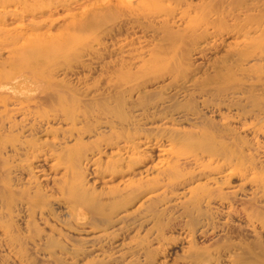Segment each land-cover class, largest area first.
<instances>
[{"label": "bare ground", "instance_id": "obj_1", "mask_svg": "<svg viewBox=\"0 0 264 264\" xmlns=\"http://www.w3.org/2000/svg\"><path fill=\"white\" fill-rule=\"evenodd\" d=\"M254 6L230 13L235 19L243 15L236 30L243 39L230 44L227 63L203 74L187 63L184 34L167 20L161 23L165 40L150 49V56L134 68L112 70L105 86L54 84L18 64L27 54L20 49L13 68L0 76L1 244L21 261L58 264L83 253L91 241L100 246L93 252L96 260L103 261L113 254L112 247L101 245L105 239L114 242L145 222L150 223L147 236L154 228L157 233L173 227L194 243L209 234L219 238L215 206L236 215L247 240L228 236L223 247L235 255L242 249L250 264L264 262V234L247 232L255 223L264 229V176L249 194L238 193L236 186L223 191L218 179L201 181L216 172L234 173L245 163L239 129L246 122L240 119L254 111L249 106L264 108L245 79L255 64L264 66V43L253 38L264 36V11L248 12ZM215 13L204 21L213 26L211 32L190 30L194 44L213 34L198 52L216 47L220 36L234 29L222 11ZM41 134L50 136L41 140ZM260 153L264 159V149ZM61 164L64 170L55 172ZM51 215L56 222L50 224ZM59 220L98 230L86 233L90 238L72 235ZM37 222L50 226L45 231ZM145 239L135 236L137 250L130 257L141 248L150 255Z\"/></svg>", "mask_w": 264, "mask_h": 264}, {"label": "rangeland", "instance_id": "obj_2", "mask_svg": "<svg viewBox=\"0 0 264 264\" xmlns=\"http://www.w3.org/2000/svg\"><path fill=\"white\" fill-rule=\"evenodd\" d=\"M2 4H5V7H2ZM246 5H255L254 9L248 11L250 13L264 11V0H0V76L3 71L13 68V61L17 59L19 52L24 50L27 54L24 58L17 59L18 64L26 70L40 72L54 84L77 88L105 86L112 70L120 66L134 68L139 64L138 61L150 56L153 46L165 40L164 37L161 38V23L164 20H167L174 30L184 34L185 46L189 50L186 61L203 74L216 65L227 63L230 44L243 39L241 33L236 32L240 24L244 23L243 15L235 19L230 13L238 12ZM217 10L222 11L224 21L234 29L222 34L216 47L203 53L198 52L202 46L213 41V34L200 37L194 44L188 39L190 30L197 29L198 33L211 32L213 26H206L204 21L207 18H215ZM254 35V42L264 43V36L258 33ZM262 62L247 71L251 77L247 74L246 77L243 76L246 80L249 79L247 83L251 84L257 98L262 101L260 104H264V66L260 64ZM248 65L243 64L244 67ZM249 109H254L255 112L241 117L240 121L246 124L239 129L242 137L241 150L247 157L245 163L234 173L216 172L211 174L208 180L203 178L201 181L212 183L218 179L223 191L236 186L238 193L249 194L264 176V159L260 156V150L264 149V108L260 110L258 106H249ZM208 115L218 118L214 112H208ZM49 136L50 134L39 135L41 140ZM64 166L61 164L54 171L60 173ZM60 203L66 205L62 201ZM211 208L213 220L217 224L215 232L220 233L219 238L209 234L207 240L197 239L198 242L194 243L192 238L183 236L184 233L173 227L159 229L157 233L154 228L147 236L146 229L150 223L145 222L142 226L133 225L126 233L117 235L113 238L114 242L105 239L101 245L112 247L113 254L103 261L96 260L97 257L93 254L100 246L90 245V241L87 242L83 253L75 258H64L58 264H250V255L242 249H237L235 255L223 247L228 236L233 241L245 240V234L240 231L234 220L236 215L220 207ZM54 219L56 217L51 215L50 224L56 222ZM59 221L66 230L71 229L69 234L72 235L90 238L86 233L98 230L90 228L88 223H79L78 226L71 221V228L70 224ZM50 224L36 223L38 227L45 228V231ZM247 232L260 236L264 234V229L255 223V227L250 225ZM154 234L159 235L152 238ZM136 235H145L143 245L150 251L149 256H146L141 248L137 254L130 257L131 251L137 250L134 248ZM1 243L0 264H57L21 261L14 256L13 250ZM124 250L127 253L120 257L117 253ZM197 251L198 256H194ZM251 263L264 264L258 260Z\"/></svg>", "mask_w": 264, "mask_h": 264}]
</instances>
